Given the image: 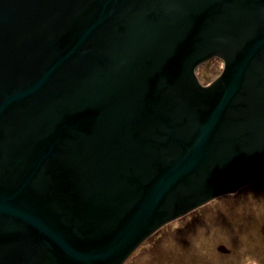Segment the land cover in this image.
<instances>
[{
	"label": "water",
	"instance_id": "obj_1",
	"mask_svg": "<svg viewBox=\"0 0 264 264\" xmlns=\"http://www.w3.org/2000/svg\"><path fill=\"white\" fill-rule=\"evenodd\" d=\"M263 176L264 0H0V264H124Z\"/></svg>",
	"mask_w": 264,
	"mask_h": 264
},
{
	"label": "rangeland",
	"instance_id": "obj_2",
	"mask_svg": "<svg viewBox=\"0 0 264 264\" xmlns=\"http://www.w3.org/2000/svg\"><path fill=\"white\" fill-rule=\"evenodd\" d=\"M223 67L212 59L197 75L207 85ZM238 191L163 226L124 264H264V176Z\"/></svg>",
	"mask_w": 264,
	"mask_h": 264
},
{
	"label": "flooded vegetation",
	"instance_id": "obj_3",
	"mask_svg": "<svg viewBox=\"0 0 264 264\" xmlns=\"http://www.w3.org/2000/svg\"><path fill=\"white\" fill-rule=\"evenodd\" d=\"M249 186V185H248ZM248 186H246V187H248ZM246 187H243V188H246ZM242 189V188H241ZM240 189V190H241ZM239 192V191H238ZM229 196H231V195H223L222 197H218V198H225V197H229ZM189 214H192V213H189ZM185 217V216H184ZM161 238H163V236L162 237H160L159 239H158V241L161 239Z\"/></svg>",
	"mask_w": 264,
	"mask_h": 264
},
{
	"label": "bare ground",
	"instance_id": "obj_4",
	"mask_svg": "<svg viewBox=\"0 0 264 264\" xmlns=\"http://www.w3.org/2000/svg\"><path fill=\"white\" fill-rule=\"evenodd\" d=\"M248 186V185H247ZM246 187V186H245ZM240 190V189H239ZM236 193V192H235ZM229 194H232V193H229ZM229 194H225V195H229Z\"/></svg>",
	"mask_w": 264,
	"mask_h": 264
}]
</instances>
